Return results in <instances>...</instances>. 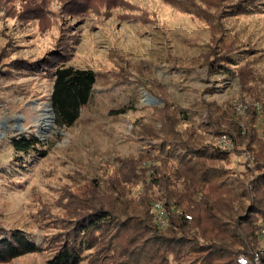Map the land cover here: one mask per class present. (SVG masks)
Instances as JSON below:
<instances>
[{
  "label": "rangeland",
  "instance_id": "1",
  "mask_svg": "<svg viewBox=\"0 0 264 264\" xmlns=\"http://www.w3.org/2000/svg\"><path fill=\"white\" fill-rule=\"evenodd\" d=\"M44 59L97 74L72 126L54 122ZM222 115L229 134L214 138L206 125ZM172 125L231 152L216 163L228 170L224 181L255 176L264 152V0H0V236L19 230L45 248L0 264H49L92 207L121 202L117 194L138 204L146 174L126 182V166L158 149ZM32 135L36 149L13 148L12 137Z\"/></svg>",
  "mask_w": 264,
  "mask_h": 264
},
{
  "label": "trees",
  "instance_id": "2",
  "mask_svg": "<svg viewBox=\"0 0 264 264\" xmlns=\"http://www.w3.org/2000/svg\"><path fill=\"white\" fill-rule=\"evenodd\" d=\"M40 63L50 67L54 78L55 124L72 126L92 98L96 72L50 59ZM222 117L206 125L213 128L208 132L214 138L229 134L221 128ZM163 134L158 149L143 150L130 159L123 173L129 182L145 172L147 190L140 202L132 205L131 199L117 194L121 202L92 207L58 240L49 264L85 260L91 264H240L241 255L253 258L259 251L257 219L264 221V152L255 158V176L249 170L253 177L247 173L246 182L239 178L227 182L228 170L216 163L230 156V151L219 143H205L196 130L184 133L172 125ZM39 142L34 135L11 138L20 152L36 149ZM151 188L157 190L150 192ZM156 203L163 205L165 224L159 221ZM44 249L19 230L0 236V262Z\"/></svg>",
  "mask_w": 264,
  "mask_h": 264
},
{
  "label": "built area",
  "instance_id": "3",
  "mask_svg": "<svg viewBox=\"0 0 264 264\" xmlns=\"http://www.w3.org/2000/svg\"><path fill=\"white\" fill-rule=\"evenodd\" d=\"M155 207L159 210V221L162 224L166 223V217H165V212L163 211V205L161 203H156ZM188 218H190V216H187ZM261 234L264 237V228L261 229ZM263 252V250H259L257 251L253 258L250 259L249 257L245 256V255H241L238 258V262L240 264H261V253Z\"/></svg>",
  "mask_w": 264,
  "mask_h": 264
}]
</instances>
